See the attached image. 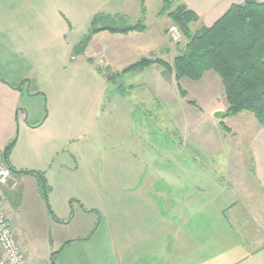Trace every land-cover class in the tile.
Instances as JSON below:
<instances>
[{
	"label": "rangeland",
	"instance_id": "374dc122",
	"mask_svg": "<svg viewBox=\"0 0 264 264\" xmlns=\"http://www.w3.org/2000/svg\"><path fill=\"white\" fill-rule=\"evenodd\" d=\"M161 5L162 0H64L60 5L68 22L65 38L76 44L89 33L91 21L99 15L108 18H97L98 25L142 20L146 29L132 37L105 30L110 36H91V42L90 37L85 48L72 56L74 45L65 52L59 38L47 36L43 67L34 68L38 82L34 79L32 85L24 84L23 93L17 96L18 119L7 160L22 171H10L2 183L7 184L11 175L18 177L13 178L16 182L10 190L3 189L2 198L24 253L49 251L44 260L57 264L63 242H80L99 222L102 230L103 216L115 221L155 220L140 208L134 213V197L126 194L118 178L121 172H134L123 170L128 165L121 167L118 163L128 134L118 114L120 109L131 107H135L140 120H148L143 115L146 108L158 111L156 116L149 115L156 126L140 128L136 175H148L151 169L152 175L205 178V209L199 217L200 222L204 220L207 252L221 247L216 238L226 242L222 246L238 241L237 257L255 248L258 240L264 241V228L250 220L233 222L231 209L235 203L259 206L258 201L264 199V193L252 183L254 177L247 181L255 202L239 193L245 187H237L234 180V175H264V127L249 111L217 119L213 109L225 110L227 106L218 74L208 70L198 80H176L161 64L152 62L116 76L142 56L171 62L183 47L185 39L179 33L178 37L170 33V19L159 13ZM205 24L202 19L191 28L194 31ZM94 43L104 50L95 52L92 63L86 49ZM163 45L167 47L161 49ZM3 157L0 153L2 161ZM39 169L46 189L37 174ZM159 197L158 207H165L166 198ZM195 217L187 218L190 231L197 225ZM151 242L156 243V252L161 246L167 252L163 235ZM147 244H135L134 251L145 252Z\"/></svg>",
	"mask_w": 264,
	"mask_h": 264
},
{
	"label": "crops",
	"instance_id": "0c3cea01",
	"mask_svg": "<svg viewBox=\"0 0 264 264\" xmlns=\"http://www.w3.org/2000/svg\"><path fill=\"white\" fill-rule=\"evenodd\" d=\"M181 1L188 8L197 12L198 21L204 19L205 25H210L224 13L230 3L242 0ZM63 2L64 0H0V153L2 155L16 127L15 119H18L17 110H15L18 105L17 96L23 93L24 84L32 85L34 79L38 82L34 68L43 67V53L46 51L47 36L55 35L59 38L65 46V52H69L76 44V42L68 41L65 38V34L68 32V22L64 19L63 9L60 6ZM202 4H206V6H202ZM65 18L68 20L67 17ZM170 25L171 23L168 26ZM145 29L120 33V35L137 36V34L144 33ZM104 32L106 31L95 32L92 37L104 34L110 36L109 33ZM113 33L116 36L119 35ZM90 46L86 49L87 55H85L93 63L95 52H102L104 48L98 43ZM166 47L163 45L161 49ZM137 48L138 46L134 47V49ZM130 51L131 49L128 50V52ZM32 73H34L33 76ZM18 85L21 88H18ZM218 109H223V107H215L213 113ZM144 112L143 115L148 120L137 119L135 107L119 110L120 124L125 127L128 134L125 136L127 145L124 144L125 147L121 149L124 155L118 159V163L121 167L128 165L123 170H133L134 172H121L118 178L120 185L124 190H127L126 194L134 197V213L135 208H140V211H144L147 215H153L155 220L150 217V219L139 222L122 219L115 221L108 218L107 215L101 216L103 218L102 230L99 222L90 234L81 238L80 242L73 243L76 245H69L67 240L63 242L59 248L61 256L57 264H264V241L260 240L255 248L241 257H237L236 244L238 241L236 240L229 242L230 246H222L226 242L223 240L221 243V239L216 238L220 241L221 247L218 246L217 251L207 252L204 220L200 222L199 217L200 212L203 213L205 209V178H200V175H152L151 169L148 175H136V166L140 163L136 154L142 139L140 128L143 125H157L156 120L153 121L149 118V115H158L157 109L146 108ZM147 146L150 147L151 144L148 142ZM1 164H4V160L0 159ZM12 166L14 167V165ZM234 177L237 187L241 184L245 187L239 193L243 197H248L251 202L256 201L254 199L252 201L253 195L248 186L247 180H250L251 177L252 179L254 177L252 183L257 184L258 189L264 193V175H234ZM13 178L18 179L15 175H11L7 184L2 185L0 182L1 194L3 189L10 190V185L16 182L13 181ZM200 192L202 193L201 198ZM159 196L166 198L165 207H158L156 199L160 198ZM242 200L244 199L242 198ZM258 202L260 205L254 207L252 204L237 205L235 203L232 205L233 222L242 223L250 220L260 226L259 228H264V199L262 202ZM119 214L123 213L119 212ZM190 216L197 218V225L191 231L187 229V221H189L187 218ZM193 224H195V219ZM159 228L160 231L157 230ZM161 229H165V231L163 232ZM100 230L101 235H99ZM159 234L163 235L165 239L167 252L163 251L162 246L161 249L159 248L160 251L156 252L158 249L156 243L151 242L152 239L156 241ZM15 236L17 237L16 232ZM143 241L149 244L146 245L145 252L138 254L134 251L135 244ZM18 242L22 246L19 240ZM244 245V242L240 244L242 251ZM49 249H51L50 246ZM48 252L40 254L27 251L24 254L29 263H35L47 261L44 259Z\"/></svg>",
	"mask_w": 264,
	"mask_h": 264
},
{
	"label": "trees",
	"instance_id": "16d2710c",
	"mask_svg": "<svg viewBox=\"0 0 264 264\" xmlns=\"http://www.w3.org/2000/svg\"><path fill=\"white\" fill-rule=\"evenodd\" d=\"M159 13L166 14L170 26L176 27L185 39L181 50L171 62L159 57H141L117 72L116 76L128 70L141 69L152 62L161 64L164 71L176 80L181 77L198 80L206 71L212 70L218 74L223 85L226 115L249 111L264 127V1L232 2L212 24L201 25L194 31L191 24L198 22V14L181 0H162ZM97 18L108 17L99 15L93 18L89 33L78 41L75 51H82L90 37L101 30L126 33L145 29L142 20L114 26L107 23L98 25ZM13 142L5 146L4 166L19 172L22 170H16L7 160ZM37 174L46 189L43 173L38 171Z\"/></svg>",
	"mask_w": 264,
	"mask_h": 264
},
{
	"label": "built area",
	"instance_id": "2783aa9c",
	"mask_svg": "<svg viewBox=\"0 0 264 264\" xmlns=\"http://www.w3.org/2000/svg\"><path fill=\"white\" fill-rule=\"evenodd\" d=\"M176 28V27H175ZM174 26L170 28L173 37L178 31ZM10 175L7 167L0 165V182L4 183ZM15 185V182H13ZM0 264H48L46 261L29 263L23 252L21 244L18 242L14 226L11 219L5 212V205L0 192Z\"/></svg>",
	"mask_w": 264,
	"mask_h": 264
},
{
	"label": "water",
	"instance_id": "95a60500",
	"mask_svg": "<svg viewBox=\"0 0 264 264\" xmlns=\"http://www.w3.org/2000/svg\"><path fill=\"white\" fill-rule=\"evenodd\" d=\"M75 48H76V45H74L73 48H72V55H73V53H74V51H75ZM18 88H21V86L18 85ZM214 115H215L218 119H221V118H223V117L226 115V111H225V110L218 109V110L214 111ZM13 141H14V140H13ZM52 263L55 264L54 261H52Z\"/></svg>",
	"mask_w": 264,
	"mask_h": 264
}]
</instances>
